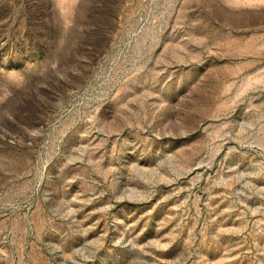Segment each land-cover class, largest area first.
<instances>
[{"label": "rangeland", "instance_id": "1", "mask_svg": "<svg viewBox=\"0 0 264 264\" xmlns=\"http://www.w3.org/2000/svg\"><path fill=\"white\" fill-rule=\"evenodd\" d=\"M0 264H264V0H0Z\"/></svg>", "mask_w": 264, "mask_h": 264}]
</instances>
